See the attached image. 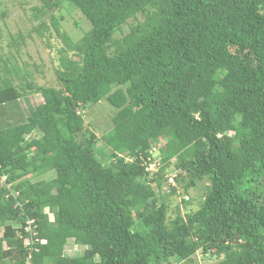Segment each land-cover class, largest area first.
Listing matches in <instances>:
<instances>
[{
  "label": "trees",
  "instance_id": "16d2710c",
  "mask_svg": "<svg viewBox=\"0 0 264 264\" xmlns=\"http://www.w3.org/2000/svg\"><path fill=\"white\" fill-rule=\"evenodd\" d=\"M39 1L59 85L0 55V264H200V250L264 264V0ZM65 7L86 17L79 39ZM103 100L100 148L84 113ZM180 194L187 210L169 218ZM70 239L83 254L66 255Z\"/></svg>",
  "mask_w": 264,
  "mask_h": 264
},
{
  "label": "rangeland",
  "instance_id": "374dc122",
  "mask_svg": "<svg viewBox=\"0 0 264 264\" xmlns=\"http://www.w3.org/2000/svg\"><path fill=\"white\" fill-rule=\"evenodd\" d=\"M38 3H40L39 0H0V55L6 56L9 54L8 52H13L14 56H12V59L18 58L20 65L27 63L31 70H33L36 81L39 84L55 86L59 85L54 69L57 55L54 52L55 50L49 48L46 42L35 32L32 20L31 8ZM66 8H62V13L65 17L62 21V26L75 39H79L89 27L86 17L79 9ZM56 14H60L59 9L56 10ZM77 22H80V27L76 24ZM23 39L26 40L24 44ZM51 41L52 44L60 43L55 39ZM12 42L14 46H12ZM19 48L20 53H17ZM11 54L9 55L11 56ZM28 101L36 105L42 101V97L40 94H33L28 97ZM28 101L25 100L27 105H29ZM114 112V108L107 101L103 100L99 104L92 105L84 113L85 125L98 134L99 140L97 146L100 148L105 145L101 138L102 132L109 129ZM152 151L154 152V156L159 159V150L153 149ZM52 176L53 174L49 173L35 177L33 180H47L52 178ZM208 184V179L201 180L190 191L191 199H193L189 206L191 210H196L200 206L206 194ZM178 190L181 192L182 188L178 186ZM169 191L170 189L166 187L163 192ZM181 197H187V195H173L168 200L170 207L169 218L175 217L177 206L180 207L183 214L186 212L187 209L184 207V203L181 202ZM2 233L3 230L0 229V235ZM85 249L86 246L74 244L73 240L70 239L66 245L65 253L68 256H78L83 254ZM221 258L216 255L204 254L201 250L196 254V259L200 264H219Z\"/></svg>",
  "mask_w": 264,
  "mask_h": 264
},
{
  "label": "built area",
  "instance_id": "2783aa9c",
  "mask_svg": "<svg viewBox=\"0 0 264 264\" xmlns=\"http://www.w3.org/2000/svg\"><path fill=\"white\" fill-rule=\"evenodd\" d=\"M153 154H154V152H153ZM155 157H154V160H152L149 163V171H150L152 176L159 171L160 160L158 158H155ZM175 176H176V173L168 175V182L170 184H173L176 186L177 183L175 181ZM187 198H188V196H187ZM34 223H35L34 219H29V220H27V224L24 226L25 231L28 233V236L25 238V242H24L26 246H30V245L32 246L33 240H36V241L38 240L37 238L34 239V237L36 235V232H34Z\"/></svg>",
  "mask_w": 264,
  "mask_h": 264
}]
</instances>
